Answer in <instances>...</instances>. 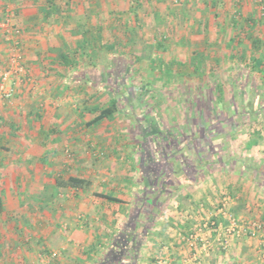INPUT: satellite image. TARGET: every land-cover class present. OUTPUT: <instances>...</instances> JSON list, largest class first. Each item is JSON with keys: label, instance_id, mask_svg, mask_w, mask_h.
Returning a JSON list of instances; mask_svg holds the SVG:
<instances>
[{"label": "rangeland", "instance_id": "1", "mask_svg": "<svg viewBox=\"0 0 264 264\" xmlns=\"http://www.w3.org/2000/svg\"><path fill=\"white\" fill-rule=\"evenodd\" d=\"M19 2L0 0V86L13 92L0 91V264H68L91 252L95 264H124L114 262L115 245L128 225L145 222L182 219L192 228L186 241L209 246L212 223H228L219 212L225 197L227 214L248 226L225 183L234 161L236 173L255 158L264 165V67L250 62L252 38L264 42V0H58L51 18L28 23ZM83 25L97 26L105 46L80 50L59 74L60 54L83 44ZM112 95L119 112L88 126L93 107ZM149 160L165 162L160 176ZM177 168L206 178L192 189L196 199L177 197L175 179L186 184L172 176ZM70 176L89 184L51 194L56 178ZM75 229L80 241L65 243ZM139 239L142 264H154L152 229Z\"/></svg>", "mask_w": 264, "mask_h": 264}, {"label": "crops", "instance_id": "2", "mask_svg": "<svg viewBox=\"0 0 264 264\" xmlns=\"http://www.w3.org/2000/svg\"><path fill=\"white\" fill-rule=\"evenodd\" d=\"M72 1L74 3V0ZM18 2L23 10V13L19 12L20 18L27 23L29 21L37 22L41 19L48 20V18L52 17V14H50V7L52 5L55 7L59 6L58 0H31V3L26 1L23 2V4L21 3V0H18ZM27 4L28 8H25V5ZM34 6L39 7L41 14H37L35 8H31ZM32 9H34L35 12H32L31 14L27 13L26 10L31 11ZM235 162L236 161H234V164L231 167L233 170L232 174L228 175L229 179L226 181L225 185L229 186L235 194V204L232 208L233 213L243 219L245 223L248 224V227H252L254 224L258 223L262 228L256 233V237H234L230 239L227 247H223L218 240L217 233L213 232V234H211L212 242H210L209 246H204L203 243L196 246L193 242L186 241L185 237L188 235V232L192 231V228L185 226L184 223H182V219L181 224L176 222L175 225L169 226L155 225L152 228L153 244L154 247L159 250L153 251V256H151L154 259V264H264V165L262 160L255 158L253 161H250L249 164H242L240 167V173H236L238 172V166L235 165ZM261 165H263V167ZM179 171V168H177V170L174 171L176 174L174 173L172 176L177 175L176 177H178L179 174L183 175L179 176V178L184 177V182H186V184L180 185L179 183H182L183 181L175 179L176 183L179 185V188L176 187L178 190L176 194L177 197L180 196H178V193L182 191L183 198L187 196L190 201L196 199L194 196L195 194L191 193L192 189L197 187V184L201 183L203 180L205 181L206 178L204 179V177H200L201 179H197L196 176L193 178L189 173L185 172L182 174V172ZM178 172L179 174H177ZM131 176H133V173L126 174L124 178L127 179V181L123 182V187L128 184V182L129 184L130 182H133ZM189 183L190 185L187 186ZM54 188L55 189H53L54 191L51 192V194L56 193L59 189L56 188V186ZM200 197H204V194ZM201 205H203V203ZM175 218L179 219V217ZM77 231L78 230L75 229L73 232L74 235H71L65 243L74 245L75 242H79L82 233H77ZM65 234H68V232ZM96 241L97 240H91L90 245H96L98 243ZM192 245H195V247ZM163 247L164 249H168V253L162 249ZM141 252L142 255L138 257L137 264L144 263L141 262V260H143L142 256L144 251ZM96 255L94 252L88 253L85 256L74 255V259L70 262L67 261V263L95 264L97 263ZM92 256H94V258ZM91 257L93 260L90 259Z\"/></svg>", "mask_w": 264, "mask_h": 264}, {"label": "trees", "instance_id": "3", "mask_svg": "<svg viewBox=\"0 0 264 264\" xmlns=\"http://www.w3.org/2000/svg\"><path fill=\"white\" fill-rule=\"evenodd\" d=\"M57 10V7L52 5L50 7V14H54L55 11ZM82 28V38H83V44L79 45L78 48H74L72 51H66L62 52L59 56L60 58V64L58 66V73L59 74H67L72 67L75 65V61H77L76 57L79 55L80 50H87L88 52H95L99 49V47H104L101 43V36L99 33V28L97 26H87L83 25L81 26ZM262 47H264V42L261 41L260 38L258 37H253L252 38V48L254 49L250 62L251 66L257 65L261 68L264 67V55H261V57H258L257 54L262 50ZM221 91V90H220ZM119 99L117 96L112 95L108 99L107 105H102V106H94L93 110V116L90 121L87 122L88 126H95L99 125L105 120H112L114 118V115L119 112ZM144 158L142 160V165H144ZM150 163V166L153 168L154 176L158 177L162 174L164 168L166 167L165 162H152L148 161ZM151 182V181H150ZM89 184V181L85 179L84 177L81 176H70L66 182H63L60 178H56V188L63 187L64 185H69L72 187L76 188H81L85 185ZM162 186H164L162 184ZM98 197L107 200L109 202H114V203H122V200L114 196L113 194L107 193V192H99ZM140 199V196L138 200ZM153 203V202H152ZM4 200L2 195L0 194V214L3 213L4 211ZM138 225H135L132 227V225L127 226V230L130 231L132 234L128 233V231L125 233L124 238L122 239L126 240L123 245H119L118 241L115 245V248L119 250L117 252H120V258L115 259L114 262H124V264H137L138 257L140 250L142 248L143 243L140 241H137L138 236H142L144 233L146 234L147 231H149L150 228L147 223H137ZM153 227V226H152ZM142 234V235H141ZM123 241V240H122ZM121 242V241H120ZM108 257V255H107ZM100 264V263H99ZM104 264V263H103Z\"/></svg>", "mask_w": 264, "mask_h": 264}, {"label": "built area", "instance_id": "4", "mask_svg": "<svg viewBox=\"0 0 264 264\" xmlns=\"http://www.w3.org/2000/svg\"><path fill=\"white\" fill-rule=\"evenodd\" d=\"M14 66H15L16 71L17 70H20V71L23 70V67H22L20 61L16 62ZM9 73H11V71ZM8 76H9V74H5L4 79L6 80L8 78ZM0 91L5 92V95L7 97L13 96L12 90L6 89L4 84H2L0 86ZM222 202L223 203L219 209V212L223 213L224 216H226L228 218V223L225 226H221V225H217L215 222H213L212 225H213V231L215 233H217L218 240L220 241V243L223 247L228 246L230 238H231L230 236H232V237L233 236H239L243 233H249L251 235L256 234V232L258 231V229L260 227L258 224H254L252 227H248V226L239 224L238 220L234 216H232L231 214H227L226 208H227V205L231 203L230 198L225 197ZM194 237H196V236L192 235L191 239L193 240ZM201 240L204 241L203 245L207 246L208 240H205V239H201ZM55 256H56L55 253H53L51 255V257H55Z\"/></svg>", "mask_w": 264, "mask_h": 264}]
</instances>
